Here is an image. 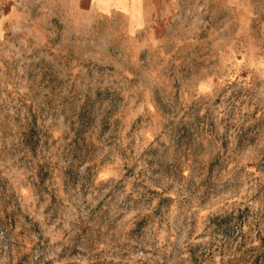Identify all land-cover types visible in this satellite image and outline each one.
<instances>
[{"label": "rangeland", "instance_id": "rangeland-1", "mask_svg": "<svg viewBox=\"0 0 264 264\" xmlns=\"http://www.w3.org/2000/svg\"><path fill=\"white\" fill-rule=\"evenodd\" d=\"M73 6L0 0V264H264V0Z\"/></svg>", "mask_w": 264, "mask_h": 264}, {"label": "crops", "instance_id": "crops-1", "mask_svg": "<svg viewBox=\"0 0 264 264\" xmlns=\"http://www.w3.org/2000/svg\"><path fill=\"white\" fill-rule=\"evenodd\" d=\"M74 8L80 12L89 11L95 14H109L114 10L127 9L135 0H72ZM133 8V6H132Z\"/></svg>", "mask_w": 264, "mask_h": 264}]
</instances>
